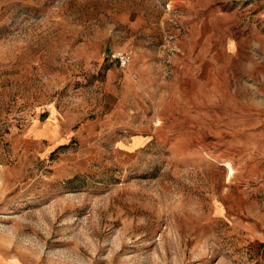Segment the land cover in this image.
<instances>
[{"label":"rangeland","instance_id":"rangeland-1","mask_svg":"<svg viewBox=\"0 0 264 264\" xmlns=\"http://www.w3.org/2000/svg\"><path fill=\"white\" fill-rule=\"evenodd\" d=\"M0 255L264 264V0H0Z\"/></svg>","mask_w":264,"mask_h":264},{"label":"built area","instance_id":"built-area-1","mask_svg":"<svg viewBox=\"0 0 264 264\" xmlns=\"http://www.w3.org/2000/svg\"><path fill=\"white\" fill-rule=\"evenodd\" d=\"M120 58L123 63H125L128 59L125 55L121 56Z\"/></svg>","mask_w":264,"mask_h":264},{"label":"crops","instance_id":"crops-1","mask_svg":"<svg viewBox=\"0 0 264 264\" xmlns=\"http://www.w3.org/2000/svg\"><path fill=\"white\" fill-rule=\"evenodd\" d=\"M0 258H2V260H4V261H7L8 259H11V258L4 259L1 255H0Z\"/></svg>","mask_w":264,"mask_h":264}]
</instances>
